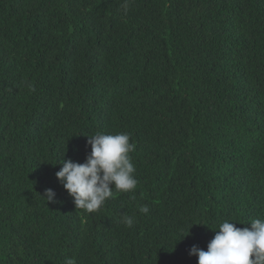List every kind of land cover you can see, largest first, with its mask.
Segmentation results:
<instances>
[{"label": "trees", "instance_id": "trees-1", "mask_svg": "<svg viewBox=\"0 0 264 264\" xmlns=\"http://www.w3.org/2000/svg\"><path fill=\"white\" fill-rule=\"evenodd\" d=\"M123 3L0 0V264H197L264 219V0ZM97 132L138 184L89 213L55 174Z\"/></svg>", "mask_w": 264, "mask_h": 264}, {"label": "clouds", "instance_id": "clouds-1", "mask_svg": "<svg viewBox=\"0 0 264 264\" xmlns=\"http://www.w3.org/2000/svg\"><path fill=\"white\" fill-rule=\"evenodd\" d=\"M121 7L127 13L129 0H124ZM87 136L91 151L84 162L62 158L58 162L62 166L55 175L73 198L75 208L92 213L114 196L113 189L121 193L136 189V168L130 155L136 144L130 142L128 133L123 132H97ZM43 197L55 202L56 194L49 188ZM139 211L146 214L149 208L143 205ZM123 222L131 227L133 218L125 215ZM248 223L250 227L241 228L230 220H224L216 228L218 231L208 242L206 250L193 245L189 254L197 257V264H264V219H251L244 224ZM65 264H75V261L66 258Z\"/></svg>", "mask_w": 264, "mask_h": 264}]
</instances>
